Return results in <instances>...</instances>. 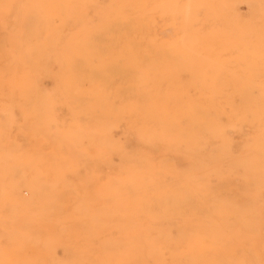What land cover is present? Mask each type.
Masks as SVG:
<instances>
[{
	"label": "bare ground",
	"instance_id": "6f19581e",
	"mask_svg": "<svg viewBox=\"0 0 264 264\" xmlns=\"http://www.w3.org/2000/svg\"><path fill=\"white\" fill-rule=\"evenodd\" d=\"M233 1L0 0V264H264V223L252 222V209L237 211L220 196L206 223L145 228L140 221L151 213L144 209L148 202H142L141 212L137 197L140 191L152 197L157 189L153 177L159 174L149 172L153 139L178 134L158 118L152 125L153 97H185L193 90L200 95L197 105L244 95L240 92L246 89L264 97V79H217L230 75L215 63L217 52L224 55L228 48L214 47L216 32L206 28L208 19L196 18L197 12L215 8L207 18L237 24ZM242 25L235 26L233 58L257 60L264 42L249 39L264 37V22L254 29ZM132 26L145 50L130 49L127 63L108 60L118 47L116 38L131 35ZM152 27L157 44V36L148 33ZM185 35L191 38L187 50ZM201 49L205 54L197 55ZM169 52L179 64L166 62ZM189 59L195 60L192 70ZM240 68L249 78L264 77L249 63ZM192 72L193 80L182 79ZM209 75L211 81L205 79ZM167 81L170 90H162ZM206 105L196 110L203 120L210 109ZM253 113L251 122L262 125L264 111ZM227 129L209 132L217 139ZM186 130L174 148L189 149L194 134L202 131ZM257 132L258 127L251 129V147ZM261 142L264 154V136ZM262 173L264 178V168ZM257 197L264 202V179ZM163 234L239 238L147 237Z\"/></svg>",
	"mask_w": 264,
	"mask_h": 264
},
{
	"label": "rangeland",
	"instance_id": "374dc122",
	"mask_svg": "<svg viewBox=\"0 0 264 264\" xmlns=\"http://www.w3.org/2000/svg\"><path fill=\"white\" fill-rule=\"evenodd\" d=\"M180 1L183 2V0ZM233 5L234 17L238 19L237 24L230 18H227V21L221 18H207V16L210 17L212 15L211 13L217 12L215 8H212L208 14L205 11H199L196 14L197 20L202 21L208 19L207 22L205 21L206 28L216 32V36L211 39L212 45L214 47H227L228 51L230 49V51H226L224 55L223 53L217 52L219 61L215 62L209 59L207 61L215 62L218 68L224 69L223 71L226 73L229 72L230 75L228 76H218L217 79L220 81L225 79H231L235 82L249 80V82L254 83L257 80L264 79V77L253 75L254 78H249L252 75H243L240 67L243 66V64L249 63L250 68H254L255 71L264 72V56H261L264 54V49L259 50V53L256 52L258 53L256 54L257 60L245 61L242 60V58L234 59L233 57L237 53L234 42L238 39L235 26L244 23L242 26L245 28L252 27V29H254L256 23L264 22V19L259 17L261 14L260 4L257 0H234ZM245 18H248L246 19L247 22L243 21ZM249 20L250 22H248ZM153 29V27L150 29L151 32ZM136 31L137 28L132 26L131 35H123L116 38L115 46L118 47H115V49L107 54L108 60H113L117 63H127L130 49L138 50L139 52L145 50L146 46L139 40L140 38L136 36L139 35V32L133 35V32ZM151 32H148L150 37L157 36V39H154V44H157L158 34L157 32L153 33L154 31ZM226 34H228L227 37L225 36ZM122 39L123 41H121ZM190 39L189 35H185L183 41L185 50L188 49ZM249 41L259 42L261 44L262 41L264 42V37H255L253 35L250 37ZM195 43L197 42L194 41L193 44ZM135 44L138 45L136 46ZM150 47L151 46H148L147 48L149 49ZM150 50L152 49L150 48ZM205 52V50L201 49L197 55L205 54ZM154 54L157 55L156 50ZM166 57V62L170 65H177L180 63V60L174 53L169 52L166 54ZM258 59H260V61ZM225 61L229 63H224ZM194 63V59H189L187 61L189 70H192ZM236 76H238L237 79ZM89 77L91 76L89 75ZM103 77L106 78V76ZM194 77L195 74L192 72L191 76H183L182 79L193 80ZM205 79L211 81L213 76L209 75L205 77ZM113 80L112 78L109 79L110 82H113ZM79 84H83L84 87H86L84 83ZM170 88L171 86L168 81L162 86V90H170ZM187 93L191 95H185V97L156 95L153 97V107L150 112L152 125H154V122L158 118L162 126L168 125L172 132L178 134L167 136L160 140L153 139V146L155 148L153 152L149 154V172L152 174L153 171H157L159 174L158 177H153L156 179L157 183L155 185L157 189L152 197L142 195L141 191L137 192L138 204L141 212L142 202H148L146 204L147 207L144 209L151 213L150 218L141 220L140 222L144 224L145 228H151L153 225H158L162 222H180L190 227L196 224H203L208 222L205 217L210 214V211L217 209L216 207L219 205V202L215 199L221 196V198L226 199L228 204H233L237 211L248 212L249 209H252L254 213L251 214V216L255 217L252 222L262 225L264 223V202H259L257 194L263 185L264 179L262 173V169L264 168V154L261 147V139L262 136H264V122L262 125L255 124L251 122L253 117L250 115L254 114L253 111H264V97L249 95L252 94L253 91H251V89H246L240 92L244 95H225L226 97L219 98L212 102L208 99H204L201 101V105L207 104L206 106H209L210 109L206 113L207 117L204 119L207 122L206 126H203L205 125L203 112H196L201 106L200 104L197 105L200 95H195L199 94V92L190 90ZM222 93L227 94L233 92ZM230 111H233V114H230ZM169 116L171 118V123L169 122ZM217 120L221 122L219 121V123H216ZM226 120L231 122L226 123ZM219 126H226L230 129H227L226 136L223 135L221 138L213 139L209 131ZM253 127H258V132L255 135L253 147H251L250 144L254 140L253 133H251ZM190 128H194L196 131H202L194 134V140L189 143V149L174 148L172 143L181 144L183 142V136L187 133L186 129ZM149 131H151V127ZM203 132L205 134H203ZM141 182L142 177L138 178L139 186ZM148 182L149 179H146V184ZM210 196L215 197L213 201H211ZM153 211H158L159 216L162 215L163 217H157L154 215ZM221 212L231 213L226 211ZM225 222L232 223L234 220L228 219ZM245 222L246 219H243L240 224ZM147 237L162 239L177 237L193 239L239 238V236L235 235L173 236L168 234L158 236L149 235ZM256 238H263V236L259 235L256 236Z\"/></svg>",
	"mask_w": 264,
	"mask_h": 264
},
{
	"label": "clouds",
	"instance_id": "9594fccd",
	"mask_svg": "<svg viewBox=\"0 0 264 264\" xmlns=\"http://www.w3.org/2000/svg\"><path fill=\"white\" fill-rule=\"evenodd\" d=\"M257 2L260 4L261 14L264 15V0H257Z\"/></svg>",
	"mask_w": 264,
	"mask_h": 264
}]
</instances>
